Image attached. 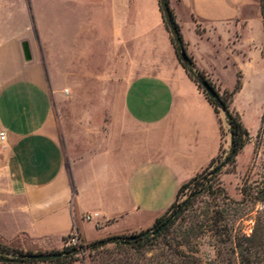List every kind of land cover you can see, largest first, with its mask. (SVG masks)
Listing matches in <instances>:
<instances>
[{"label": "crops", "instance_id": "0c3cea01", "mask_svg": "<svg viewBox=\"0 0 264 264\" xmlns=\"http://www.w3.org/2000/svg\"><path fill=\"white\" fill-rule=\"evenodd\" d=\"M147 1L101 0L93 11L91 29L109 47L103 59L110 64L106 76L122 79V85L114 87L107 132L91 143L94 148L85 143L70 156L58 132L51 80L56 56L46 48L50 40H38L45 56L32 63L33 56H24L25 41L21 45L24 33L0 43L3 238L63 239L78 231L93 241L86 234L92 221L97 238L147 228L125 222L147 209L152 225L175 201L180 186L219 154V113L181 64L160 0ZM169 1L200 69L224 88L235 87L241 72L233 107L246 124L245 109L264 91L261 0ZM62 58L69 75L89 63L71 54ZM94 213L98 216L84 219Z\"/></svg>", "mask_w": 264, "mask_h": 264}, {"label": "rangeland", "instance_id": "374dc122", "mask_svg": "<svg viewBox=\"0 0 264 264\" xmlns=\"http://www.w3.org/2000/svg\"><path fill=\"white\" fill-rule=\"evenodd\" d=\"M99 2L101 0H0V43L2 41L9 43L15 34L24 33L20 39L21 45L24 41L29 42L32 63L36 58L45 56V52L37 45L38 40L42 41L43 37L50 40L46 48L56 56L51 80L56 89L58 132L65 145L70 146L69 156L80 152V146L84 147L85 143H88V149H91L94 146L91 143L107 132L111 120V102L116 96L113 92L114 87L122 85V79L106 76L110 64L103 59L109 47L99 41L95 37V31L91 29L93 11ZM146 3L148 4L147 0ZM28 23L32 27L27 25ZM65 54H71L75 58L81 57L83 63L85 60L89 63L83 66L82 70L79 67L73 69L69 75L70 70L65 72L62 58ZM74 61L75 64L78 63ZM205 73L220 93L225 89L234 88H224L210 77L207 71ZM66 74L68 76H65ZM230 79L228 76L227 80ZM263 97L264 91L259 90L252 106L244 110L246 114L244 124L250 132V140L237 156L236 163L223 166L216 176L207 179V184L213 185L214 192L204 193L193 200L175 219L170 230L153 242L155 243L153 248L142 252L143 255L151 257L166 249L168 251L180 249L197 256L201 264H240L238 243L241 242L244 246L249 244L244 237L250 236L256 227L259 228L261 242L264 243ZM232 109L239 112L233 107V101ZM219 110L223 159L230 148L231 133L225 112L221 108ZM239 114L241 115L240 112ZM218 164L219 162H216L214 166ZM188 194V189L183 191L177 203H182ZM162 216V221L174 218L173 213L167 211ZM151 222L152 212L147 209L135 211L125 223L133 227L143 225L149 227L126 234L150 230L155 223L150 225ZM122 223L120 222V225ZM184 233L191 236L189 243L178 247L173 239L175 235L178 237L186 235ZM76 234L77 231L71 235ZM86 234L87 237L96 240L94 221L87 225ZM65 237L68 241L70 236ZM67 241L64 237L34 239L28 235H20L22 245L31 249H61ZM166 243L173 250H170ZM142 253L127 251L132 259H137ZM262 254L264 257V251ZM117 255L123 260L126 258L124 254ZM104 256L106 254L103 248L88 250L78 264H102Z\"/></svg>", "mask_w": 264, "mask_h": 264}, {"label": "trees", "instance_id": "16d2710c", "mask_svg": "<svg viewBox=\"0 0 264 264\" xmlns=\"http://www.w3.org/2000/svg\"><path fill=\"white\" fill-rule=\"evenodd\" d=\"M165 1L168 5L170 22L166 19L161 0L160 8L181 64L187 71L188 75L203 90L209 101L214 105L217 113L220 112L219 109L222 106L225 109L224 112L230 124L231 133L230 148L226 152L225 157L222 159L223 152L221 146L219 154L211 160L210 164L205 169L180 186L175 201L167 210V212L173 213L174 218L166 226H164V223L168 219L162 221V216L155 221L153 228L146 230L149 231L148 234L142 236L140 235L142 232L130 235L110 234L93 241H86L81 234L78 233L80 239L79 244L69 245L66 242L63 248L54 250L26 248L20 242V236L11 240H7L0 236V264H70L83 259L88 250L92 251L98 248H103L104 253L106 254L101 260L102 264H201L197 256L187 254L180 249L174 251L168 243L165 245L173 251H168L166 249L151 257H146L142 252L153 248L152 246L155 245L153 242L170 230L175 223V219H177L179 215L191 205L193 200L204 193L214 192L212 190L213 185L207 184V179L216 176L223 166L234 165L236 163L237 156L243 151L250 140V132L245 126L239 112L232 109L233 97L242 87L241 72H238L237 74L235 87L231 90L225 89L223 93H220V91L216 89L212 80L206 75L205 71L197 66L193 56L189 54L176 14L170 5V1ZM261 3L264 13V0H261ZM173 30L176 31L177 37L174 36ZM183 54H185L186 59L183 58ZM204 81H207L217 90L218 97H213L207 92L203 86ZM216 162H219V164L214 166ZM186 189L189 190L188 197L182 203H177L181 193ZM69 236H71V234H69L68 237ZM129 236L136 237L133 240H129ZM175 236L176 237H174L173 241L178 247L189 243V238L191 237L187 234L184 236L179 235V237L177 235ZM244 238L249 244L244 246L241 242L238 243L240 264H264V257L262 254L264 251V243L261 242L259 228L256 227L250 236H245ZM64 239L67 241V237H64ZM125 250H134L135 252H141L142 254L137 259H132ZM117 254H124L126 257L125 260L118 257Z\"/></svg>", "mask_w": 264, "mask_h": 264}, {"label": "water", "instance_id": "95a60500", "mask_svg": "<svg viewBox=\"0 0 264 264\" xmlns=\"http://www.w3.org/2000/svg\"><path fill=\"white\" fill-rule=\"evenodd\" d=\"M161 4H162V7H163V11H164V14L166 16V19L170 22V15H169V12H168V5L166 3L165 0H161ZM173 34L175 37H177V33L175 30H173ZM23 52H24V56L27 60H30L32 58V55H31V52H30V48H29V43L27 41H25L23 43ZM183 58L186 59V56L185 54H183ZM203 86L204 88L207 90V92L213 96V97H218V93H217V90L211 85L209 84L207 81H204L203 82ZM221 110L224 111V107L222 106L221 107ZM172 219H169L168 221H166L164 223V226H166L167 224H169V222L171 221ZM149 231H143L142 233H140V235H146L148 234ZM136 236H129V240H133L135 239Z\"/></svg>", "mask_w": 264, "mask_h": 264}, {"label": "built area", "instance_id": "2783aa9c", "mask_svg": "<svg viewBox=\"0 0 264 264\" xmlns=\"http://www.w3.org/2000/svg\"><path fill=\"white\" fill-rule=\"evenodd\" d=\"M5 138H6L5 132H1L0 133V140H5ZM96 216H98V213L88 214V215L85 216V219L88 220V221H90V220H92ZM79 243H80V239L78 237V234L71 235L69 237L68 241H67V244H69V245H77Z\"/></svg>", "mask_w": 264, "mask_h": 264}]
</instances>
